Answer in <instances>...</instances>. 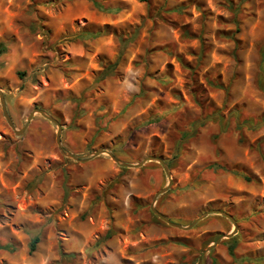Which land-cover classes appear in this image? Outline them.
<instances>
[{
  "label": "rangeland",
  "instance_id": "rangeland-1",
  "mask_svg": "<svg viewBox=\"0 0 264 264\" xmlns=\"http://www.w3.org/2000/svg\"><path fill=\"white\" fill-rule=\"evenodd\" d=\"M0 91V264H202L233 231L167 225L160 163L98 150L162 159L169 221L234 219L205 264H264V0H0Z\"/></svg>",
  "mask_w": 264,
  "mask_h": 264
},
{
  "label": "water",
  "instance_id": "water-1",
  "mask_svg": "<svg viewBox=\"0 0 264 264\" xmlns=\"http://www.w3.org/2000/svg\"><path fill=\"white\" fill-rule=\"evenodd\" d=\"M0 108H1V111H2V114L7 122V124L9 125V127L11 128V130L13 131V133L15 135H20V133L23 131L22 129L17 131L15 129V127L13 126V123L11 121V118L10 116L8 115L7 113V110H6V106H5V102H4V98H3V94L2 92L0 91ZM34 113H38L39 115H41L43 118H45L46 120L52 122L53 124L56 125L57 127V130H56V136H55V142H56V145L58 147V149L63 153L65 154L67 157L69 158H72L73 160H76V161H84L82 159H80L79 157L71 154V153H68V152H65L64 149L62 148L61 146V142H60V133H61V130H62V127L61 125L54 119L52 118L50 115L46 114L43 110L41 109H35L29 116V119L30 117L33 116ZM28 119V120H29ZM27 120V121H28ZM107 154L108 157L114 161L117 165L121 166V167H124V168H133V167H141L144 163L146 162H152V161H156L158 163H160V165L162 166L165 174H166V177H167V181H168V184L166 187H164L163 189H161L160 191L156 192V194L154 195L153 197V200H152V204L150 206V210L152 211V213L157 216V218H159L160 220H162L163 222H165L167 225L169 226H172L174 228H177V229H182V230H189L191 229L196 223H198L199 221L203 220L205 217H207L210 213H216L220 216H223L225 218H227L233 225V231L224 235V236H220L219 238H217V240L214 242L213 245H210L204 252H203V257H202V264H205V254L207 252H209L214 246H216L219 241L222 239V238H230L235 232H236V225H235V221L234 219L227 213L225 212H222V211H207V212H204L202 215H200L199 217H197L196 219H194L189 225L187 226H182L180 224H177V223H173L171 221H169L165 216H163L160 212H158L155 208H154V205H155V202H156V198L163 194L164 192L167 191L168 187L170 186L171 184V178H170V173H169V169H168V166L167 164L160 158H156V157H147L145 159H143L142 161L138 162L137 164H130V163H125V162H120L112 153L110 152H105L103 150H98L96 152H93L91 154L90 157H94V156H98L99 154Z\"/></svg>",
  "mask_w": 264,
  "mask_h": 264
},
{
  "label": "trees",
  "instance_id": "trees-1",
  "mask_svg": "<svg viewBox=\"0 0 264 264\" xmlns=\"http://www.w3.org/2000/svg\"><path fill=\"white\" fill-rule=\"evenodd\" d=\"M138 2H142V3H148V0H137ZM210 168H212V169H218V168H220L218 165H216V164H212L211 166H210ZM223 169V168H222ZM224 170V169H223ZM224 171H227V170H224ZM235 176H236V174L235 173H233ZM244 177V179H248V178H246V176H243ZM234 237H232V238H230V239H228V240H226V241H230V242H232L233 240H231V239H233ZM39 242V239L37 238V237H35V238H33L32 239V241L30 242V252H33V251H35V247H36V245H37V243ZM224 243V242H223ZM233 246L234 245H226V248H227V251H228V253L230 254V255H233L232 254V249H233Z\"/></svg>",
  "mask_w": 264,
  "mask_h": 264
}]
</instances>
